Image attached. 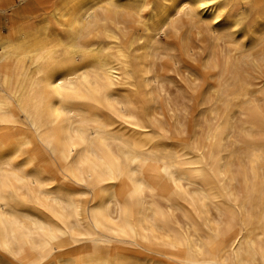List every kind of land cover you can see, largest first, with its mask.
I'll return each mask as SVG.
<instances>
[{"label":"bare ground","instance_id":"bare-ground-1","mask_svg":"<svg viewBox=\"0 0 264 264\" xmlns=\"http://www.w3.org/2000/svg\"><path fill=\"white\" fill-rule=\"evenodd\" d=\"M263 1L229 0L235 5V27L225 29L237 34L247 19L245 10ZM191 12L186 8L173 15L171 0H0V152L15 148L13 163L30 158L33 167L55 177V186L57 181L63 183L61 135L66 140L80 135L88 144L93 174L88 182L90 194L69 198L74 206L54 195L42 196L44 206L63 221L57 230L65 234L54 241L40 230L47 228L40 216L52 219L48 213L34 218L7 213L15 222L0 225V252L10 257L6 264H140L142 259H149L147 264H264V191L256 183L264 147L251 151V182L243 174L246 190L240 199L232 190L236 179L228 170L234 158H224V141L230 133L228 113L225 120L207 129L204 145L169 139L154 117L151 103L158 79L153 64L166 53L165 42L195 18L212 27L194 14L195 9ZM263 17L264 11L259 18ZM261 26L254 42L264 37V23ZM70 54L101 58L98 72L86 73L88 79L80 77L83 94L92 95L99 76L124 90V95L104 100L103 109L57 119L51 81ZM226 95L235 108L247 110L253 118L260 115L248 84L237 83ZM94 112L100 115L94 117ZM65 118L70 129L62 132ZM133 159L136 165H131ZM207 160L216 164L212 169L216 190L192 168ZM131 167L136 172L129 175ZM112 180L116 181L114 195L97 208V202L108 195L99 191L101 182L108 187ZM40 183L36 189L29 186L28 192L40 189ZM157 201L168 210H162ZM211 205H220L217 209L226 217L224 223L210 218ZM174 211L182 213L184 224ZM194 247L204 254H195Z\"/></svg>","mask_w":264,"mask_h":264},{"label":"rangeland","instance_id":"rangeland-1","mask_svg":"<svg viewBox=\"0 0 264 264\" xmlns=\"http://www.w3.org/2000/svg\"><path fill=\"white\" fill-rule=\"evenodd\" d=\"M263 9L264 1L254 9H246L247 19L237 34H234L231 29L213 34V29L207 22H200L198 18H195L191 23L183 24L177 33L170 35L165 42L164 51L166 53L159 55L153 64V72L158 79V85L153 90L155 97L151 104L156 113L154 117L157 125L164 129L169 139L174 138L173 141L204 145V135L207 129L222 118L225 120L227 113L231 117L230 133L224 141L226 150L224 158L225 160L230 157L234 158L228 170L229 175L236 179V182L232 184V190L240 199L246 190V180L243 174L247 175V180L251 182L248 173L251 151L254 148L264 147V37L254 42L255 34L261 30V25L264 23V17L259 18ZM242 42L245 44L243 45ZM185 50L187 53H184ZM234 52L238 53L237 56ZM240 82L248 84L250 99L254 101V106L260 114L257 118H253L247 110L235 108L232 98L226 95L232 92L234 86ZM234 118H238L239 122ZM243 147L244 150H242ZM215 166L214 161L209 162L208 160L203 165L192 166L193 169H198L199 179L214 190L217 189L215 174L212 171ZM256 183L264 191V162L263 165L258 166ZM157 202L162 210H168L162 202ZM217 206L221 208L220 205ZM217 206H209L208 214L214 222L224 223L226 217L218 212ZM173 214L181 224L185 223L180 211H174ZM144 261L145 263H141ZM0 263H10V257L0 252ZM139 263L147 264L149 259H142Z\"/></svg>","mask_w":264,"mask_h":264},{"label":"snow or ice","instance_id":"snow-or-ice-1","mask_svg":"<svg viewBox=\"0 0 264 264\" xmlns=\"http://www.w3.org/2000/svg\"><path fill=\"white\" fill-rule=\"evenodd\" d=\"M171 6L173 15L186 8L191 15V10L195 9L194 14L202 21H208L212 25L213 31H223L225 28L235 27L232 23L235 5L230 3L229 0H171ZM100 59V57L70 54L69 58L65 60V67L51 81V86L54 89L52 95L55 98L53 107L57 109L54 115L57 119H60L64 114L75 116L77 112L103 109L104 100H111L124 95V90L115 89L110 82H105L99 76L92 95L83 94L78 86V81L82 75L85 79H88L86 73L98 72ZM93 115L95 117L100 113L94 112ZM64 129H70V122L66 118L62 125V132ZM76 131L77 133L80 132L79 129ZM69 136H71L70 131ZM83 136L87 137L88 133H83ZM77 140H79V143H77ZM155 147H159V145L153 146V150ZM15 151V148H13L6 152H0V168H2L0 170V225L6 222H15L14 217L7 215L8 212L31 214L33 218L40 212L48 213L52 219L49 220L44 216H40V219L47 225V228L42 227L40 230L47 232L49 239L54 241L65 234L57 230L63 221L61 217L54 215L44 206L41 202L42 196L54 195L58 200L67 201L69 205L74 206L73 200L69 199L70 197L90 194L91 189L88 182L93 179V174L89 169L90 151L88 144L80 135L67 140L63 134L61 135L60 154L62 163L59 165V171L63 177V183L57 181L55 186H52L55 177L45 175L43 169L39 166L33 167L30 164V158H24L19 163H13L15 160L13 152ZM119 163V161L116 162V164ZM130 163L136 165L137 161L133 159ZM26 169H30V171H26ZM86 169L89 170L86 171ZM109 171L114 175L117 174L114 167H110ZM135 172L136 167H131L129 175ZM118 174L121 177L123 176V172ZM40 181H43V183H40V189L50 188V191L42 192L37 189L34 192H28L29 186L36 189ZM108 183V187H105L103 182L100 184L99 191L108 195L97 202V208H101L114 195L113 189L116 186V181L112 180ZM75 185H80V187ZM20 205L26 207H20ZM33 208L37 209V212L33 213ZM77 211L79 210L77 209ZM3 250L9 251L8 245H3ZM193 251L201 256L204 254L200 247H194Z\"/></svg>","mask_w":264,"mask_h":264}]
</instances>
